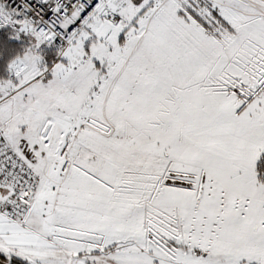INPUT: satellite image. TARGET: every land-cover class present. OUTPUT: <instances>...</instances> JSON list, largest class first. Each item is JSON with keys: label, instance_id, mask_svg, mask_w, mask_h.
<instances>
[{"label": "snow or ice", "instance_id": "obj_1", "mask_svg": "<svg viewBox=\"0 0 264 264\" xmlns=\"http://www.w3.org/2000/svg\"><path fill=\"white\" fill-rule=\"evenodd\" d=\"M0 264H264V0H0Z\"/></svg>", "mask_w": 264, "mask_h": 264}]
</instances>
